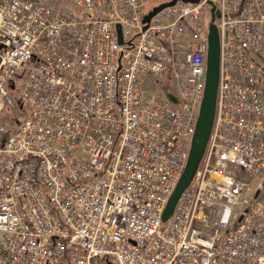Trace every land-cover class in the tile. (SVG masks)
Here are the masks:
<instances>
[{"label": "built area", "instance_id": "2783aa9c", "mask_svg": "<svg viewBox=\"0 0 264 264\" xmlns=\"http://www.w3.org/2000/svg\"><path fill=\"white\" fill-rule=\"evenodd\" d=\"M208 1L214 124L163 220L204 94ZM148 11L0 0V264H264V0Z\"/></svg>", "mask_w": 264, "mask_h": 264}, {"label": "water", "instance_id": "95a60500", "mask_svg": "<svg viewBox=\"0 0 264 264\" xmlns=\"http://www.w3.org/2000/svg\"><path fill=\"white\" fill-rule=\"evenodd\" d=\"M178 0H166L153 9L145 16V22H148L151 17L166 6L173 5ZM185 2L198 3L201 0H182ZM211 7V20L209 22V39H208V54H207V71L204 95L202 98L196 128L191 141L188 157L183 168V171L177 181V184L169 198L167 206L163 212V220H166L173 213V210L178 202L182 192L191 183L193 176L199 166L200 160L206 149L209 137L211 135L213 122L216 113L217 92L220 79V34L217 25L215 24L216 17L220 16L219 9L216 5L209 1ZM120 33V31H119ZM119 39L122 42L121 33ZM169 98L177 100L176 97L168 93Z\"/></svg>", "mask_w": 264, "mask_h": 264}, {"label": "rangeland", "instance_id": "374dc122", "mask_svg": "<svg viewBox=\"0 0 264 264\" xmlns=\"http://www.w3.org/2000/svg\"><path fill=\"white\" fill-rule=\"evenodd\" d=\"M44 1H52V0H44ZM163 1H166V0H147V8H150L153 5H156V4L161 3ZM205 18L208 19V14L206 12H205ZM11 100L8 103L11 104V102H12V104L10 106L12 107V110L14 111L15 114L18 113L19 110L20 111L25 110V104L23 103V100H21L19 98V96L13 95L11 93Z\"/></svg>", "mask_w": 264, "mask_h": 264}]
</instances>
